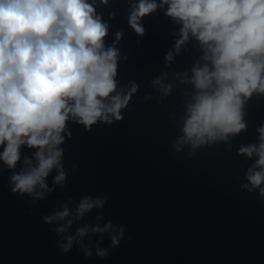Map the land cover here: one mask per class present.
I'll list each match as a JSON object with an SVG mask.
<instances>
[{
    "label": "clouds",
    "instance_id": "9594fccd",
    "mask_svg": "<svg viewBox=\"0 0 264 264\" xmlns=\"http://www.w3.org/2000/svg\"><path fill=\"white\" fill-rule=\"evenodd\" d=\"M107 5L108 0H100ZM165 5L167 8L165 9ZM129 26L144 34L142 18L164 11L181 25L172 50L165 56L170 64L190 36L198 41L203 55L188 72L173 73L174 80L193 86L186 104L182 135L172 145L176 152L188 145L192 151L247 129L245 105L254 94L264 95V0H138L131 4ZM114 13L109 19L114 17ZM109 25L96 11V0H0V160L11 170L9 183L14 193L44 200L56 186L63 187L66 170L61 145L71 138L68 122L86 130L98 122L111 124L123 119L125 109L139 85L118 90L116 80L120 52L115 41L105 46ZM169 74L152 81L162 95L171 93ZM258 143L241 145L238 154L256 157L245 173L249 192L259 189L264 196V124L258 127ZM35 149L24 157L21 149ZM56 171L52 187L47 178ZM105 197L83 196L78 203L69 200L45 215L43 221L56 225L61 251L67 253L74 242L86 256L92 249L84 238L108 233L111 246L123 237L122 226L111 222L76 228L73 224L93 209L105 206ZM75 203L70 209L69 204ZM102 219V217H97ZM106 257L107 249L95 248Z\"/></svg>",
    "mask_w": 264,
    "mask_h": 264
},
{
    "label": "water",
    "instance_id": "95a60500",
    "mask_svg": "<svg viewBox=\"0 0 264 264\" xmlns=\"http://www.w3.org/2000/svg\"><path fill=\"white\" fill-rule=\"evenodd\" d=\"M122 116L88 130L68 122L71 138L61 145L66 182L44 200L14 193L13 170L0 160V264H264V196L242 187L249 167L188 145L176 152L177 138ZM34 151L22 147L15 171ZM83 196L107 202L68 234L85 224L123 228L115 247L108 233L85 237L91 256L75 242L62 252L56 225L43 221ZM97 242L106 257L96 255Z\"/></svg>",
    "mask_w": 264,
    "mask_h": 264
}]
</instances>
